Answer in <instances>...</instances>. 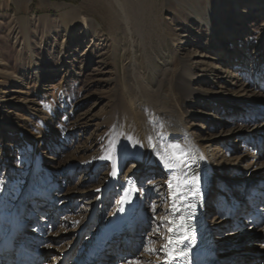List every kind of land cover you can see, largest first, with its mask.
<instances>
[{
  "label": "rangeland",
  "instance_id": "rangeland-1",
  "mask_svg": "<svg viewBox=\"0 0 264 264\" xmlns=\"http://www.w3.org/2000/svg\"><path fill=\"white\" fill-rule=\"evenodd\" d=\"M144 4L146 7L142 11L138 12L135 6L131 11L132 23L144 27V41L137 39L135 54L139 68L152 86L161 71L167 67H179L184 62L187 72H194L196 76L193 83L196 90L208 94L220 92L224 96L229 94L226 75L227 71H232L233 66L219 59L222 55L220 48L210 39L199 21L208 8H213L216 15L211 18V22L221 41L231 39L222 25L227 24L233 14L239 18L241 28L235 34L237 37L233 38L237 50L244 54V58L241 69L232 72L240 74L241 80L258 86L255 91L249 88L252 92L243 97L247 102L252 101L249 102V108L264 113V0H144ZM191 9L197 12L198 19L191 16ZM71 11L76 13V17L70 16ZM120 14L112 0H23L21 8L12 6L7 12H0V119L6 121L3 122L6 126L0 127V192L6 185L14 196L22 192L28 195L31 186L27 190L26 186L38 166L39 158L50 172L64 177L66 185L63 186V192L84 182L85 170L87 173L92 171L94 178L89 184L97 187L111 174L109 160H105L100 167L97 160L108 157V138L113 132L112 124L120 120L112 113L116 104V90L122 82L125 59L133 57L131 52L125 55L123 48L128 44L123 48L120 46L116 60L120 72L117 73L113 64L115 46L112 39H122L118 29H115ZM78 15L92 21L89 33L84 32ZM250 15L256 19L249 23ZM143 42L145 46L142 48ZM62 54L66 58L64 63L60 60ZM145 55H149L148 60ZM34 65L39 67L40 75L34 74ZM254 75L261 80L258 84L253 80ZM38 91L42 92L40 98L36 96ZM184 103L186 111L196 115L189 118L187 123L196 141L205 145L207 161H213L211 164L214 168L216 160L220 164L234 162V166L241 167L250 156L257 155L259 151L254 149L251 139L248 140V137L253 139L255 133L248 136V131L237 130L240 138L238 143L234 138L230 139L235 132H231L232 135L222 134L219 121L224 114L217 105L198 97ZM252 118V123H243V120L237 119L233 120V125L264 127V116ZM235 126L231 129H235ZM223 129L230 130L229 127ZM263 147L260 146V158L255 160L256 164L249 171H225L223 165L221 170H217L220 175L214 178L216 186L212 189L210 202L214 211L208 220L210 227L217 229L223 236L224 241L219 247L224 248H219L217 254L234 249L252 264H264V201L260 203V215L249 216L251 210L246 209V212H242L243 217L239 213L231 216L228 208H224V211L222 207L217 208V204L222 191H225L227 199L231 198L233 192H237L238 198L243 197L245 187L237 186L243 185L249 177L264 181ZM87 161L90 162L85 164ZM132 164V160L124 162L119 176L127 175L133 169ZM85 165L86 169L82 170ZM258 166L261 168L256 170ZM162 183L163 176L155 165L142 177L141 212L145 211L146 215H140V219L144 221L145 231L136 235L138 249L136 253L133 252L135 256H138V251L151 255L153 242L165 232V218L162 216L164 203L160 198L163 194ZM116 197L108 199L106 209L100 206L95 208L73 252L63 264L72 262L82 251V246L92 236L101 214L107 217L112 212ZM246 197L245 193L244 200ZM33 201L34 198L30 196L25 203L21 199L24 213H31ZM222 203L225 204V200ZM59 205V201L52 202L51 209ZM67 206L65 204L62 208ZM86 207L90 209V206ZM214 216L222 218L221 222L214 223ZM33 226L31 221L27 222L28 229ZM65 227L58 224L57 228L50 231L53 240L59 237L64 240L51 249H48L49 242H46L41 248L47 249L46 254L52 252L57 255V251L71 241L68 238L72 235H67ZM123 244L127 246L126 239ZM52 258H48L49 261ZM40 259L39 255L38 264H42ZM131 260L134 258L130 257L128 262L123 263L131 264Z\"/></svg>",
  "mask_w": 264,
  "mask_h": 264
},
{
  "label": "bare ground",
  "instance_id": "bare-ground-1",
  "mask_svg": "<svg viewBox=\"0 0 264 264\" xmlns=\"http://www.w3.org/2000/svg\"><path fill=\"white\" fill-rule=\"evenodd\" d=\"M122 1L121 4V0H112L121 13L117 19L115 29H118L122 39H112L115 46L113 64H115L117 73L120 72L116 61L120 46L123 48L128 44L127 47L123 48L125 55L131 52L133 57L125 59L122 67V82L116 90V104L112 113H114V116L117 115L120 120L118 122L114 121L112 124L113 132L108 138V148H110L108 157L106 159L103 157L96 159L99 167L105 160H109L112 172L102 180V185L97 187V185L89 184V181L94 177L91 175L92 171L87 173L85 165L82 169L86 172L85 174L83 171L86 177L84 182L77 184V187L67 192H63V186L66 185L63 180L64 177L55 172H53L54 174L50 172V169L43 165L42 159L39 158L38 166L31 175L30 183L26 186V190L31 186L28 195L22 192L14 196L9 191V187L5 185L0 192V264H14L12 259L15 254L5 252L3 248L6 247L8 241H11V245L13 243L19 246L20 252L23 253L22 257L18 255L15 264H37L39 261V258L36 260L35 256L37 255H40L42 264L50 262H52L51 264L65 263L67 256L73 252L75 243L83 233L91 214L95 212V208L100 206L104 210V207L108 204V199L113 200L115 195L117 196L116 205L112 212L107 217H103L101 214L96 228L92 231V236L82 246V251L69 264H78L80 260L94 253V249H97L96 255L99 264H124L128 262L130 257L134 258V260H131V264H184L182 260L184 253L191 249L194 242L192 234L196 231L204 235L201 238L203 249L209 254L214 253L213 255L216 257L214 264H252L249 259L241 257L239 251L234 249L227 252L221 251L220 254H217L219 248H224L219 247L221 242L224 241L223 236L217 232V229L211 228L208 224L210 213L214 211V207L211 206L212 203L210 204V202L212 200V189L215 185L214 178L220 175L217 170H221L223 165L222 169L225 171L230 169L236 170L237 173L249 171L256 164L255 160L257 161L260 158L258 155L260 146H264V127L260 129L258 125L252 127L250 125L249 127L243 125L236 127L233 125V120L238 119L243 120V123H252V120H254L252 117L260 116L262 118L264 116L262 110L257 113L256 110L249 108V102L252 101L247 102L246 98L243 97L247 96L249 92L251 93L252 90L255 91L258 86L253 84V87L251 83L241 80L239 78L240 74L237 75V72H232L241 69V61L244 58V54L237 50L236 40L233 38L241 28L239 18L233 14L229 22L222 25L223 30L231 37L227 41H221L215 33V28L211 22V18L216 15V12L212 10L213 8H208L203 18L199 19L208 32L210 39L215 41L220 48L222 55L219 59L233 66L232 71H227L226 75L229 94L224 96L220 92L208 94L196 90L193 86L196 76L194 72H187L188 68L184 62L180 63L179 67L178 65L173 69L167 67L158 75L154 74L157 78L155 85L152 86L139 68L135 54L137 39L144 41L142 36L144 27L132 23L134 6L138 12L142 11V8L146 7L144 0H138L135 3H131L129 0ZM191 12L193 14L191 16L197 18V12L193 9H191ZM69 14L71 17H76L74 11ZM78 18L80 23L83 24L84 32L89 33L92 21L87 20L83 15H78ZM255 19L254 15H250L248 21L250 23ZM143 45L145 46L144 42L142 48ZM145 48L147 49V47ZM149 55H145L147 60ZM63 56L62 54L61 63L66 61ZM34 67V74L40 75L39 67L37 65H34ZM78 76L81 77V74L78 73ZM253 78L256 84L261 81L257 75H254ZM38 81L41 82V79L38 78ZM249 88H252V90H249ZM257 94L254 93L253 95ZM36 96L40 98L42 92L38 91ZM181 97L183 99H180ZM197 97L212 103V105H217L224 114L221 120L219 119L222 134L226 133L227 135L229 133L232 135L231 132H235L230 139L234 138L237 143L240 142L239 135L236 133L237 130L248 131L250 133L248 136L255 133L253 139L247 137L248 140L251 139L253 142L254 149L259 152L257 155L250 156L247 162H244V166H234V162L220 164L216 160V167L214 168L211 164L213 161L211 163L207 161L205 145L196 141L192 128L187 123L189 118L196 115L186 111L184 102ZM3 122L6 121L0 119V127L6 126ZM239 123L241 122L239 121ZM234 126L235 129H231ZM223 127H229L230 130L225 131ZM224 139L227 138L224 137ZM171 145H179V149L170 147ZM180 149L188 153L184 157L186 164H178L171 169L166 168L157 155V153L162 155L165 153L171 154L180 151ZM201 156L203 159H201ZM131 160L134 163L131 166L133 169L127 175L120 177L119 170L123 163ZM88 162L90 161L84 163L88 164ZM153 165L163 176V194L160 198L164 203L162 216L165 218V232L153 242L151 255L138 253V251V256H135L134 253L138 249L136 248L138 232L145 231L143 229L144 221L140 220V215H144V217L146 215L145 211L141 212L143 201L140 184L142 177L151 170ZM260 168L261 166H258L256 170ZM259 176H261V173ZM33 182L35 185H32ZM241 186L245 187L243 197L238 198L237 192H233L231 198L227 199L225 191H222L219 194L217 208L222 207L223 210L228 208L229 213H239L241 217L244 214L242 212L249 209L251 210L249 216H257L261 209L260 203L264 201V181L262 182L261 178L252 180L249 177L243 185H239L237 188ZM245 193L248 197H246V200H244ZM29 196L34 198L30 214L34 216L36 224L34 228L26 230L24 223L28 222L29 217L21 212L23 204L20 201L23 199L25 203L26 198ZM224 200L225 204L222 203V206L221 202ZM58 201L59 204L61 202L59 207L51 209L47 206V204ZM65 204H68V206L62 208ZM85 206H90V209H88L89 207L85 208ZM15 218L17 219L16 223H14ZM221 219L217 217L214 223H220ZM31 222L33 223V221ZM241 222H244V220L241 219ZM58 224L66 226L67 235H72L71 238L70 236L68 238L71 241L67 243L68 247L64 248L66 244L59 251L56 250L57 255L52 254V252L46 254L45 250L47 249L45 247V249H41V245L49 242L48 249H51L53 245L64 240L63 237L53 240V234H50V231L57 228ZM156 225H159V223ZM169 229H172V231H169ZM45 231L49 232L47 237ZM155 235L158 234L155 233ZM115 236L117 238L113 239ZM125 239L127 246L123 244ZM169 240H171V243H169ZM62 249L65 250L58 253ZM106 253H108V256ZM52 256L53 258L49 261L48 258ZM101 261H104V263H101ZM192 261L201 263L200 255L194 256Z\"/></svg>",
  "mask_w": 264,
  "mask_h": 264
},
{
  "label": "snow or ice",
  "instance_id": "snow-or-ice-1",
  "mask_svg": "<svg viewBox=\"0 0 264 264\" xmlns=\"http://www.w3.org/2000/svg\"><path fill=\"white\" fill-rule=\"evenodd\" d=\"M170 147L179 149V145H171ZM157 155L160 158L161 162L164 164V166L166 168L171 169L177 166L178 164H186V160L184 159V157H186L188 153L185 152L183 149H180V151L173 152L171 154L165 153L162 155L161 153H157ZM201 159H203L202 156ZM169 231H172V229H169ZM169 243H171V240H169ZM184 255H186V253H184Z\"/></svg>",
  "mask_w": 264,
  "mask_h": 264
},
{
  "label": "crops",
  "instance_id": "crops-1",
  "mask_svg": "<svg viewBox=\"0 0 264 264\" xmlns=\"http://www.w3.org/2000/svg\"><path fill=\"white\" fill-rule=\"evenodd\" d=\"M23 0H0V12L1 14L7 12L12 6L22 7Z\"/></svg>",
  "mask_w": 264,
  "mask_h": 264
}]
</instances>
